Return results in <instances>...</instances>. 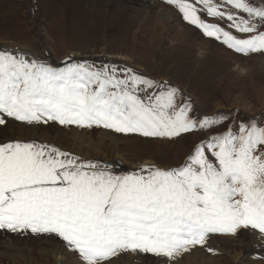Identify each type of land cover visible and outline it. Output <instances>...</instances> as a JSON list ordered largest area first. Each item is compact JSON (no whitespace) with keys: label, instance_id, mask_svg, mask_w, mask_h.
I'll use <instances>...</instances> for the list:
<instances>
[{"label":"snow or ice","instance_id":"snow-or-ice-1","mask_svg":"<svg viewBox=\"0 0 264 264\" xmlns=\"http://www.w3.org/2000/svg\"><path fill=\"white\" fill-rule=\"evenodd\" d=\"M165 2L235 53L264 54V0ZM193 113L182 90L130 67L71 57L57 67L0 48V126L54 122L172 140L226 119ZM120 163L48 142L0 143V230L59 238L80 264H113L125 252L178 264L214 234L264 237V125L254 119L204 137L175 166L124 172Z\"/></svg>","mask_w":264,"mask_h":264},{"label":"rangeland","instance_id":"rangeland-1","mask_svg":"<svg viewBox=\"0 0 264 264\" xmlns=\"http://www.w3.org/2000/svg\"><path fill=\"white\" fill-rule=\"evenodd\" d=\"M4 47L25 50L57 67L69 57L127 66L182 90L195 116L226 119L172 140L8 119L7 127L0 126V143H53L84 159H120V170L128 172L142 164L178 165L194 144L233 122L238 127L254 119L264 125V54L235 53L184 21L165 0H0V48ZM166 259L125 252L113 258V264H166ZM0 264L80 262L59 238L0 230ZM178 264H264V237L251 228L235 235L214 234L206 247L184 253Z\"/></svg>","mask_w":264,"mask_h":264},{"label":"bare ground","instance_id":"bare-ground-1","mask_svg":"<svg viewBox=\"0 0 264 264\" xmlns=\"http://www.w3.org/2000/svg\"><path fill=\"white\" fill-rule=\"evenodd\" d=\"M161 25H162V24H161ZM208 47H209V46H208ZM210 47H211V46H210ZM117 160H118V159H117ZM119 160H120V159H119ZM115 162H117V161H115ZM115 162H114V163H115ZM121 162H122V161H121ZM121 164L124 165L123 162H122ZM46 244H47V243H46ZM47 246H48V245H47ZM51 246H52V244H51ZM65 251H66V250H65ZM65 253H67V252H65ZM65 253H64V254H65ZM56 254H57V253H56ZM70 254H71V253H70ZM57 256H58V255H57ZM57 256H56V257H57ZM63 258H64V257H63ZM63 258H61V259H63ZM74 259H75V258H74ZM195 259H196V258H195ZM69 260H70V259H69ZM60 262H61V261H60ZM60 262H59V263H60ZM73 262H74V260H73Z\"/></svg>","mask_w":264,"mask_h":264},{"label":"water","instance_id":"water-1","mask_svg":"<svg viewBox=\"0 0 264 264\" xmlns=\"http://www.w3.org/2000/svg\"><path fill=\"white\" fill-rule=\"evenodd\" d=\"M72 60L74 61V60H76V59H72ZM116 161H117V162H118V161H120V162H121V160H119V159H118V160H116ZM103 162L114 163V162H112V161H108V160H104ZM120 164H121V163H120Z\"/></svg>","mask_w":264,"mask_h":264}]
</instances>
